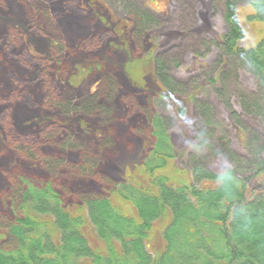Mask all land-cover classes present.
<instances>
[{
  "label": "trees",
  "instance_id": "16d2710c",
  "mask_svg": "<svg viewBox=\"0 0 264 264\" xmlns=\"http://www.w3.org/2000/svg\"><path fill=\"white\" fill-rule=\"evenodd\" d=\"M105 1L132 18L138 36L162 22L157 15L162 11L138 2L146 0ZM221 1L227 30L220 41L195 34L197 0L180 1L182 25L167 27L177 34L150 37L144 59L158 93L154 111L147 113L151 145L141 162L142 179L103 178L107 190L72 204L53 184L15 183V218L0 216V264H264V39L248 49L239 46L244 32L236 13L239 1L248 2L255 12L249 18L264 23V0ZM215 50V60L206 64ZM189 54L199 64L184 71ZM239 71L250 86L240 81ZM143 76L135 81L143 84ZM203 88L214 101L199 98ZM74 109L101 110L93 97ZM220 109L230 112L231 121L219 115ZM186 124L190 133L183 137ZM62 146L75 149L71 138ZM220 157L225 163H216ZM84 158L91 168L80 171L98 177L92 171L102 163L88 153ZM45 159L49 168L60 166ZM169 167L189 171L190 182L173 183L163 172ZM117 198L129 202L131 212ZM155 224L162 225L159 253L150 242Z\"/></svg>",
  "mask_w": 264,
  "mask_h": 264
},
{
  "label": "rangeland",
  "instance_id": "374dc122",
  "mask_svg": "<svg viewBox=\"0 0 264 264\" xmlns=\"http://www.w3.org/2000/svg\"><path fill=\"white\" fill-rule=\"evenodd\" d=\"M180 1H138L162 11L157 12L161 24L138 36L132 18L105 0H0V216L15 218L14 184L23 180L53 184L64 202L72 204L107 190L103 178L142 179L141 162L151 145L147 113L154 111L158 93L156 78L149 73L144 57L150 37L177 34L167 27L182 25ZM196 6L199 22L195 34H208L220 41L227 30L223 1L197 0ZM236 13L244 32L239 46L248 49L264 39V23L249 18L255 12L248 2L239 1ZM123 16L126 24L120 23ZM217 55V50L210 52L206 64L211 65ZM190 57L184 71L199 64ZM239 72L240 81L250 86L248 76ZM138 74L144 75L143 84L135 81ZM78 75L83 77L72 83ZM198 94L200 99L214 101L206 88ZM92 97L99 112L74 109ZM62 102L71 107L60 109ZM223 110L219 115L231 121L230 112L225 109L223 114ZM190 126H184L183 137L189 136ZM65 137L74 141L75 149L62 146ZM29 151L37 158H30ZM86 153L102 163L92 171L98 177L80 171L91 168L84 165ZM44 157L53 158L60 166L47 167ZM223 158L216 163H225ZM163 172L175 184L190 182L189 171L169 167ZM116 201L131 212L129 202ZM161 231L162 225L155 224L150 234L156 253L164 245Z\"/></svg>",
  "mask_w": 264,
  "mask_h": 264
}]
</instances>
